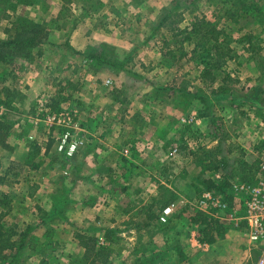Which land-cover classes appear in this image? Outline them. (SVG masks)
<instances>
[{
	"label": "rangeland",
	"instance_id": "rangeland-1",
	"mask_svg": "<svg viewBox=\"0 0 264 264\" xmlns=\"http://www.w3.org/2000/svg\"><path fill=\"white\" fill-rule=\"evenodd\" d=\"M233 1L246 10L236 12L230 0H32L16 9V0H0V42L4 29L21 21L40 23L49 34L30 57L0 64V89L19 93L9 116L13 149L0 150L4 237L14 231L16 245L0 253V264H87L76 233L108 245L111 264H190L178 245L183 230L197 264L255 262L242 222L227 219L235 204L225 182L252 179L264 151V0ZM196 16L223 30L233 56L212 83L200 78L204 52L190 53L194 45L184 42L189 54L181 55L174 36ZM77 27L94 45L80 53L68 42ZM246 35L250 40L240 42ZM99 52L101 59L92 58ZM56 94L65 100L50 112ZM52 114L68 116L71 126L49 120ZM61 130L82 140L81 148L104 138L119 152L105 161L93 154L83 164V154L74 159L57 150ZM207 150L216 164L202 162ZM208 180L221 187L208 190ZM205 190L227 208L203 211ZM155 200L157 219L143 226L154 211L143 209ZM198 212L225 227L213 244L194 241Z\"/></svg>",
	"mask_w": 264,
	"mask_h": 264
},
{
	"label": "trees",
	"instance_id": "trees-1",
	"mask_svg": "<svg viewBox=\"0 0 264 264\" xmlns=\"http://www.w3.org/2000/svg\"><path fill=\"white\" fill-rule=\"evenodd\" d=\"M15 1V0H9ZM63 5H67L71 3L72 0H61ZM225 1V0H224ZM228 1V0H227ZM231 4L235 5L236 12L240 9L246 10L245 2L241 3L242 7H238V3L236 1L230 0ZM31 5L32 0H16L15 9L18 5ZM225 12H230V9L227 8ZM177 32L174 34L176 37L180 35V39L176 40L179 46H181L184 42L192 43L194 45V49L191 50L190 53L195 52L196 50L201 49L204 52V56L200 59L197 66H200V78L209 81L210 83L216 80L215 71L220 70L226 64L228 59H232L233 56L230 54L231 48L228 46H224V39L221 38L223 35V30L217 28L215 24L207 21L204 17H193L191 23L180 29L176 28ZM5 32L7 33V37L5 40L0 42V64L1 63H13L15 60L19 58H28L32 55V51L34 49H39L40 46L46 41V29L44 26L37 22L32 21H21L20 23H14L10 28H5ZM251 35H246L244 38L240 39V42L246 43L245 39L250 40ZM180 48V47H179ZM180 54L183 56H187L189 52H185L184 49L181 48ZM163 55H169V58L176 59V55H173L171 50H162ZM37 54L40 55L41 52L37 51ZM162 54V53H161ZM94 54L92 58L101 59V54L99 52V56ZM162 55L163 62L165 61V56ZM4 81V78H3ZM182 90V88H180ZM222 89V88H220ZM3 93V98L1 94ZM19 93L17 90L10 88H2L0 89V107L3 109L0 114V150L12 151L13 147L8 142V138L12 133V127L14 122H11L9 116L16 113V108L13 105V102L17 98ZM52 104L48 107L50 108V112L53 110H59L60 100H65L60 95H55L51 98ZM46 114L44 111L41 112V115ZM61 132H63L61 130ZM53 143V139H49L46 142V149L48 150L51 144ZM200 150H203L200 148ZM212 150V149H211ZM211 150H207L206 154L202 158V162H207L209 164L215 163L218 161L217 159L212 158ZM218 152V149H213ZM205 151V150H204ZM205 153V152H204ZM1 159V156H0ZM1 166V163H0ZM217 170V165L212 166V170ZM5 176H0V180H3ZM251 180V176L248 174L247 178L242 182H247ZM208 190H212L213 186L218 189L221 187L220 184H215L213 180H208ZM227 186H230L227 181L225 182ZM227 200L229 203L232 202L233 196L228 193ZM4 213H0V253L4 249L13 248L16 243L11 240V235H14L15 232L11 231L8 236L5 238L6 233L3 229L4 225L2 223V218ZM146 221L142 223L143 226H147L149 222L157 219V214L150 211L148 215H146ZM191 221L200 226L198 242L204 244H213L216 239L222 236L225 232V227L222 222L215 219L214 217L207 215L204 212H198L195 217L191 218ZM243 225V223H242ZM111 232H107V236ZM23 236L20 237L22 240ZM75 238L77 239L78 246L83 249V258L85 263L87 264H111V255L112 250L110 247L104 243H99L98 239L94 236L76 233ZM182 254V253H181Z\"/></svg>",
	"mask_w": 264,
	"mask_h": 264
},
{
	"label": "built area",
	"instance_id": "built-area-1",
	"mask_svg": "<svg viewBox=\"0 0 264 264\" xmlns=\"http://www.w3.org/2000/svg\"><path fill=\"white\" fill-rule=\"evenodd\" d=\"M56 115L52 114L51 117L48 116V119L56 120L59 125L71 126L72 122L68 116L60 120L59 115ZM81 142L80 139L73 138L66 130L57 140L56 147L58 151L71 155L81 145ZM231 191L235 205L227 219L232 218L243 223L244 235L248 241L247 251L257 254L253 264H264V151L258 159L257 171L253 178L247 182H232ZM199 206L203 211L208 207L219 210L227 208L224 199H220L213 191L207 190L202 194ZM169 210L170 208H166L165 213ZM237 213L240 215L235 218Z\"/></svg>",
	"mask_w": 264,
	"mask_h": 264
},
{
	"label": "crops",
	"instance_id": "crops-1",
	"mask_svg": "<svg viewBox=\"0 0 264 264\" xmlns=\"http://www.w3.org/2000/svg\"><path fill=\"white\" fill-rule=\"evenodd\" d=\"M58 1L60 3H58ZM56 2L58 4H60V5H63L61 0H56ZM96 30H97L96 32L102 31L99 28H96ZM80 31H81V28H78V27L76 29L72 30V33L70 34V39L68 41L69 42V48L71 50H73L75 53H80L82 51H85L87 49V47H89V45L94 46V45H92L93 42H90V41H87V40H84V42L82 41V34L80 33ZM59 32H61V31H59ZM101 33H103V31ZM53 36L54 35H53L52 31H51L50 38L53 37ZM102 37H105V36H102ZM51 41L56 42L54 40H51ZM58 43H62V42L60 41ZM197 134H199V133H197ZM104 135H105V133H104ZM104 135L102 137H105V136L107 137V135H105V136ZM106 139H108V138H106ZM172 140L173 139H170L169 141H172ZM94 143H97V142H95L93 140H89V141H86V143H84L83 148L78 147L77 150L73 153L74 159L76 157H78L79 155L83 154L84 159H83L82 163L83 164L84 163L88 164L89 163V159H91L90 155L92 156L93 154H96L97 158L99 160H101V158H103V160L105 161V158L112 159V157H114L115 153L119 152V150H117V145L118 144L115 143V144L109 145L107 142H105L104 138H103V140L101 139L100 142H98L97 145H95ZM82 144H83V142H81V145ZM206 147L209 148L208 145ZM150 153L151 152L148 151L147 154H146V160L147 161H149L150 159L153 160L154 157H155V156H152ZM159 153H163L162 156H164V152L163 151H160ZM115 158L117 159V157H115ZM96 162H98L97 159H93V163H96ZM74 170L78 171V166L77 165L74 166ZM109 186H110L109 184L106 185V187H109ZM156 202L157 201L155 200L153 202V204H149L143 210L152 209V210H154L153 212L155 213V204H156ZM124 211H127V210H124ZM180 233H181V235H180V240H179L178 245H179V248L181 249L182 255H184L187 258V260H189L190 264H197L198 261L196 259L197 256H196L195 251L189 249L187 247V244H186V243H188V236L186 234L187 231L183 230ZM194 241L198 242V241H196V239H194Z\"/></svg>",
	"mask_w": 264,
	"mask_h": 264
}]
</instances>
